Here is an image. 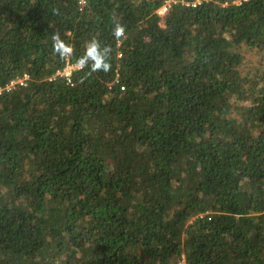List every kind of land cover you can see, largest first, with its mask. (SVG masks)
<instances>
[{"label": "trees", "instance_id": "1", "mask_svg": "<svg viewBox=\"0 0 264 264\" xmlns=\"http://www.w3.org/2000/svg\"><path fill=\"white\" fill-rule=\"evenodd\" d=\"M82 1L0 0V264H264V0Z\"/></svg>", "mask_w": 264, "mask_h": 264}, {"label": "clouds", "instance_id": "2", "mask_svg": "<svg viewBox=\"0 0 264 264\" xmlns=\"http://www.w3.org/2000/svg\"><path fill=\"white\" fill-rule=\"evenodd\" d=\"M113 36L116 40L123 43L127 39L125 27L116 22L113 27ZM52 40V51L63 61L67 60L71 63V58L74 53V48L67 43L58 33H54L51 36ZM112 48L108 45H103L99 39L92 37L86 44L85 50L81 56H79L74 65L75 70L89 69V75L96 72H109L111 70L110 56ZM26 77L22 79V82H12L9 86L11 87L16 83H23ZM3 89H1L2 91ZM4 90H7L5 88ZM1 94V93H0Z\"/></svg>", "mask_w": 264, "mask_h": 264}, {"label": "rangeland", "instance_id": "3", "mask_svg": "<svg viewBox=\"0 0 264 264\" xmlns=\"http://www.w3.org/2000/svg\"><path fill=\"white\" fill-rule=\"evenodd\" d=\"M240 54L243 56V62L240 66V71L243 76L253 77L258 72H264V60L261 55L254 54L246 47H240ZM18 82H22V79Z\"/></svg>", "mask_w": 264, "mask_h": 264}, {"label": "built area", "instance_id": "4", "mask_svg": "<svg viewBox=\"0 0 264 264\" xmlns=\"http://www.w3.org/2000/svg\"><path fill=\"white\" fill-rule=\"evenodd\" d=\"M247 1H249V0H235V1L232 2V4L233 5H236V6H239V5H241V4H243V3L247 2ZM80 3H83V1L81 0ZM168 8H169V2L166 3L164 6H162L157 11V13L159 15H162V14H164L167 11ZM74 65L75 64H66V66H65L64 70L62 71V73H59V75L61 77H64L67 80V82H70V80H69L70 79V76H71L72 72L75 70L74 69ZM7 89H9V87H7ZM0 93H1V89H0ZM177 264H185L183 257H182L181 260L178 261Z\"/></svg>", "mask_w": 264, "mask_h": 264}]
</instances>
